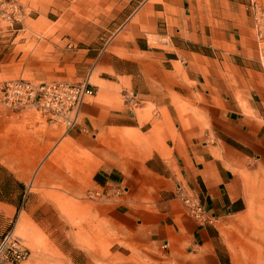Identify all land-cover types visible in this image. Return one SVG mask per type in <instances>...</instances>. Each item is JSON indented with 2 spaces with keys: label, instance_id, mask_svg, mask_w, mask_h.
I'll list each match as a JSON object with an SVG mask.
<instances>
[{
  "label": "crops",
  "instance_id": "crops-1",
  "mask_svg": "<svg viewBox=\"0 0 264 264\" xmlns=\"http://www.w3.org/2000/svg\"><path fill=\"white\" fill-rule=\"evenodd\" d=\"M245 3H149L148 13L139 19L146 20L153 36H163L164 46L159 49L146 39L119 37L99 59L98 66L106 75L97 76L95 93L81 103L75 124L62 126L29 107H4L3 129L16 131L14 137L23 139L19 144L43 147L32 151L33 157L12 160L35 161L34 155L60 142L95 150L101 131L140 127L137 119L130 125L122 122L124 113L128 119L135 115L127 111L117 92H131L143 103H152L156 114L160 108L170 120L176 119L171 114L178 115V121H161L160 140L151 144L143 158L125 162L107 158L93 169L91 184L101 194L103 216L157 247L166 243L168 255L177 264H232L222 228L230 224L231 215L246 207L248 178L254 173L264 178V77L255 59ZM159 18L162 33L158 32ZM206 31L226 36L221 45L242 56L241 64L234 56L219 64L203 54ZM235 35L240 45L231 49ZM208 46L213 47L211 42ZM189 112L194 115L185 117ZM154 129L152 123L147 127ZM177 184L199 202L204 220L189 215L176 194ZM251 223L243 240L258 259L253 247L263 240L264 221Z\"/></svg>",
  "mask_w": 264,
  "mask_h": 264
},
{
  "label": "rangeland",
  "instance_id": "rangeland-1",
  "mask_svg": "<svg viewBox=\"0 0 264 264\" xmlns=\"http://www.w3.org/2000/svg\"><path fill=\"white\" fill-rule=\"evenodd\" d=\"M13 1L19 5L20 15L7 18L0 13V82L18 78L76 82L88 77L95 86L97 76L106 75L98 61L119 37L146 39L159 49L164 46L163 36H153L146 20L139 19L154 0ZM161 21H157L159 33L163 32ZM203 36V54L219 64L221 59L234 56L241 64L242 56L221 45L224 35L206 31ZM240 41L235 35L231 49ZM255 59L257 62L256 52ZM117 93L127 111L135 115L128 119L124 113L123 124L137 119L141 126L101 131L95 150L76 142L68 147L60 142L34 155L35 161L12 160L33 157L31 152L43 147L19 144L23 139L14 137L17 132L3 129L0 123V236L12 231L19 237L28 251L19 264H177L168 251L109 223L102 214L101 194L92 187L91 172L103 159L125 162L143 158L151 144L160 140L161 121H178V115L171 114L176 119L170 120L160 108L156 114L152 103H143L131 92ZM4 107L0 104V116ZM189 115L194 114L189 112L185 117ZM79 118L80 112L76 122ZM151 123L154 131L147 130ZM246 201L239 214L228 218L230 224L223 226L221 237L232 254V264H264V237L253 247L258 259L243 240L251 221H264V178L259 173L248 178Z\"/></svg>",
  "mask_w": 264,
  "mask_h": 264
},
{
  "label": "built area",
  "instance_id": "built-area-1",
  "mask_svg": "<svg viewBox=\"0 0 264 264\" xmlns=\"http://www.w3.org/2000/svg\"><path fill=\"white\" fill-rule=\"evenodd\" d=\"M247 8L251 18L257 62L264 77V0H248ZM0 13L5 14L7 18L10 14L20 15V7L15 1L7 0L0 3ZM94 93L95 86L88 77L76 82L31 81L21 78L0 82V104L11 108L29 106L47 119L63 122L66 126H72L76 122L81 103ZM176 194L189 215L198 220L205 219L199 202L179 184L176 185ZM159 248L168 250L166 243H161ZM27 254V249L12 231H6L0 236V264H19Z\"/></svg>",
  "mask_w": 264,
  "mask_h": 264
},
{
  "label": "bare ground",
  "instance_id": "bare-ground-1",
  "mask_svg": "<svg viewBox=\"0 0 264 264\" xmlns=\"http://www.w3.org/2000/svg\"><path fill=\"white\" fill-rule=\"evenodd\" d=\"M42 256V255H41ZM44 259H46V258H44Z\"/></svg>",
  "mask_w": 264,
  "mask_h": 264
}]
</instances>
